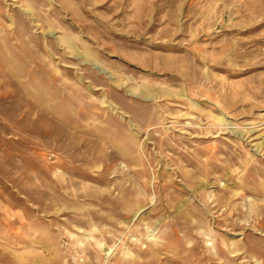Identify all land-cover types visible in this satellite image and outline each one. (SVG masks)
<instances>
[{
    "label": "rangeland",
    "instance_id": "374dc122",
    "mask_svg": "<svg viewBox=\"0 0 264 264\" xmlns=\"http://www.w3.org/2000/svg\"><path fill=\"white\" fill-rule=\"evenodd\" d=\"M0 264H264V0H0Z\"/></svg>",
    "mask_w": 264,
    "mask_h": 264
}]
</instances>
